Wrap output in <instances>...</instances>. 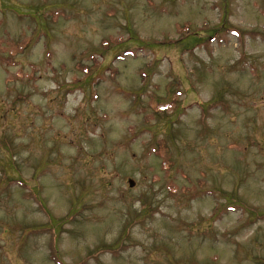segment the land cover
I'll return each instance as SVG.
<instances>
[{
	"label": "rangeland",
	"instance_id": "rangeland-1",
	"mask_svg": "<svg viewBox=\"0 0 264 264\" xmlns=\"http://www.w3.org/2000/svg\"><path fill=\"white\" fill-rule=\"evenodd\" d=\"M0 264H264V0H0Z\"/></svg>",
	"mask_w": 264,
	"mask_h": 264
},
{
	"label": "trees",
	"instance_id": "trees-1",
	"mask_svg": "<svg viewBox=\"0 0 264 264\" xmlns=\"http://www.w3.org/2000/svg\"><path fill=\"white\" fill-rule=\"evenodd\" d=\"M28 45V41L21 42L18 44H11L8 43L7 51L9 58L15 57L16 54H20L23 52L25 49V46ZM178 85L177 83H174L173 85L171 84L170 87H168V94L165 98H160V97H152L149 106L153 110V113L155 114H166L169 112L171 109L173 111L174 107L176 106L178 102L179 94L178 91ZM160 159H161V165L163 169H168L169 166L171 165V162L169 160L168 155L166 154L167 151L165 148H159L153 151Z\"/></svg>",
	"mask_w": 264,
	"mask_h": 264
},
{
	"label": "water",
	"instance_id": "water-1",
	"mask_svg": "<svg viewBox=\"0 0 264 264\" xmlns=\"http://www.w3.org/2000/svg\"><path fill=\"white\" fill-rule=\"evenodd\" d=\"M128 185H129L128 187L133 186V182H132V181H129V182H128Z\"/></svg>",
	"mask_w": 264,
	"mask_h": 264
}]
</instances>
